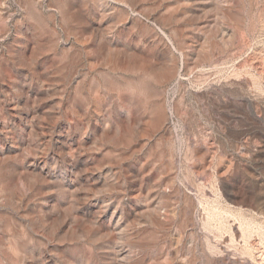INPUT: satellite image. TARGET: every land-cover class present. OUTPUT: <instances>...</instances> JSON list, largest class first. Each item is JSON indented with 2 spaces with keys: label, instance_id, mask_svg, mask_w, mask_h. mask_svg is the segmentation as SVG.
Masks as SVG:
<instances>
[{
  "label": "rangeland",
  "instance_id": "374dc122",
  "mask_svg": "<svg viewBox=\"0 0 264 264\" xmlns=\"http://www.w3.org/2000/svg\"><path fill=\"white\" fill-rule=\"evenodd\" d=\"M69 1L0 0V264H264V0Z\"/></svg>",
  "mask_w": 264,
  "mask_h": 264
},
{
  "label": "bare ground",
  "instance_id": "6f19581e",
  "mask_svg": "<svg viewBox=\"0 0 264 264\" xmlns=\"http://www.w3.org/2000/svg\"><path fill=\"white\" fill-rule=\"evenodd\" d=\"M60 2H62L65 6H66V10H70L71 9V7H72V5H74V4H71V2L72 1H69V0H59ZM49 2H50V0H49ZM48 2V4H50ZM2 3V2H1ZM35 3V2H34ZM39 3V2H38ZM3 4H5L4 3V1H3ZM48 4H46L47 6H48ZM77 4V3H76ZM1 5V4H0ZM6 5V4H5ZM78 5V4H77ZM76 5V6H77ZM42 6V5H41ZM46 7V6H45ZM51 7H52V5H51ZM49 8V7H48ZM53 9V8H52ZM51 9V10H52ZM74 9V8H73ZM80 8H78V10H79ZM54 10H55V8H54ZM2 13V12H1ZM0 13V14H1ZM52 13V12H51ZM57 13V12H56ZM77 13H79V12H77ZM54 14V13H53ZM1 17V16H0ZM48 17H49V15H48ZM5 19V18H4ZM8 18H6V20H7ZM50 20H52V19H50ZM53 21V20H52ZM51 22V21H50ZM26 24V23H25ZM53 24H55V23H53ZM29 25V24H28ZM89 25H91V24H89ZM92 26H94V25H92ZM91 27V26H90ZM7 28V27H6ZM9 28V27H8ZM26 28H27V26H26ZM93 29L96 31V33H98L99 31H100V29L98 28V27H96V28H94L93 27ZM21 30V29H20ZM1 31L2 30H0V38H1V36H3V34H1ZM3 31H4V29H3ZM8 31V30H7ZM16 31V30H15ZM22 32H23V30H22ZM101 32V31H100ZM16 33V32H15ZM19 34V33H18ZM99 34V33H98ZM23 37V36H22ZM26 37V36H25ZM28 38H29V36H28ZM32 38V37H31ZM24 40V39H23ZM14 42V41H13ZM18 42V41H17ZM20 42V41H19ZM33 42V41H32ZM29 42H24L23 44H20L21 46L19 47V49H17L16 51H15V53H13V57H16V59H17V62L21 65V63H23V62H25L24 61V59L26 58V52H27V50H28V47H29V44H28ZM19 45V44H18ZM3 46V45H2ZM5 46V45H4ZM9 46H12L11 45V43H10V45ZM13 46H14V44H13ZM30 46H32V45H30ZM1 47V46H0ZM17 47V46H16ZM36 47V46H35ZM38 47V46H37ZM10 49V48H9ZM31 49V48H30ZM14 50V49H13ZM32 52L31 51H29V52H31V55H32V57H31V59H29V63H27V62H25L26 64H24V65H26L27 66V64H29L31 67H32V69L35 67V66H37L39 63H38V60H36V57H34V54H35V52H36V48H34L33 46H32ZM1 51V50H0ZM12 51V50H11ZM3 55V54H2ZM28 56V55H27ZM4 59V58H3ZM27 59V58H26ZM45 59H47V58H45ZM2 60V59H1ZM6 60V59H5ZM3 61V60H2ZM2 61H1V63H2ZM12 61V60H11ZM16 61V60H15ZM40 62V61H39ZM5 63V62H4ZM3 63V64H4ZM16 63V62H15ZM48 63V62H47ZM53 64V63H52ZM8 65V64H7ZM12 65V64H11ZM15 65V64H14ZM5 66V65H4ZM46 66V65H45ZM6 67H8V66H6ZM19 67V66H18ZM1 68H2V66H1ZM11 68V67H10ZM13 68V67H12ZM35 68H37V67H35ZM41 68H43V70H44V66L42 65V67ZM50 68H51V65H50ZM5 69V68H4ZM52 69V68H51ZM7 70H9V69H7ZM11 70V69H10ZM37 70V69H36ZM4 71H6V70H4ZM4 71H3V68L2 69H0V84H1V86L2 85H4L5 83H6V79H8V78H6V76H5V73H4ZM12 71V70H11ZM45 71V70H44ZM43 71V72H44ZM36 72V71H35ZM40 72V71H39ZM42 72V73H43ZM8 74V73H7ZM11 75V74H10ZM19 75V74H18ZM46 75V74H45ZM14 76V75H13ZM41 76V75H40ZM34 77H36L35 75H34ZM39 78H41V77H39ZM43 78V77H42ZM41 78V79H42ZM17 79V78H16ZM25 79V78H24ZM51 79V78H50ZM10 80V79H9ZM8 80V81H9ZM18 80V79H17ZM38 80V79H37ZM40 80V79H39ZM7 81V82H8ZM41 81H43V80H41ZM40 81V82H41ZM12 82V81H11ZM19 82H20V80H19ZM26 82V81H25ZM13 83H15V82H13ZM12 83H10V85H11ZM17 84V83H16ZM40 84V83H39ZM19 85V84H18ZM44 85V84H43ZM15 87V86H14ZM17 87V86H16ZM22 87V86H21ZM13 88V87H12ZM46 88V87H45ZM6 89V88H5ZM16 89V88H15ZM1 90V89H0ZM14 90V89H13ZM19 90V89H18ZM21 90V89H20ZM37 90V89H36ZM35 90V91H36ZM3 91V90H2ZM11 91V90H10ZM26 91V90H25ZM6 92H8V91H6ZM5 92V93H6ZM20 92V91H19ZM41 92V91H40ZM24 93V92H23ZM36 93V92H35ZM12 94V93H11ZM27 94V93H26ZM2 96V95H1ZM6 96V95H5ZM7 96H8V94H7ZM14 96V95H13ZM17 96H19V95H17ZM34 96H36V95H34ZM27 97V95L25 96V98ZM28 97H30V96H28ZM33 97V96H32ZM20 98V97H19ZM12 99V98H11ZM10 99V100H11ZM3 100V99H2ZM6 100V99H5ZM19 100V99H18ZM30 100V99H29ZM38 101V100H37ZM26 103V102H25ZM11 106V105H10ZM9 107V106H8ZM19 107V103L17 102V101H15L14 100V102L12 103V109H17ZM10 108V107H9ZM21 108V107H20ZM19 109V108H18ZM2 110V109H1ZM0 110V111H1ZM21 110V109H20ZM3 112H4V110H2ZM7 111V110H6ZM17 111V110H16ZM27 111V110H26ZM35 111V110H34ZM11 112V111H10ZM19 113V112H18ZM4 114V113H3ZM14 114H15V112H14ZM32 114V113H31ZM10 115V114H9ZM1 116V115H0ZM5 116V115H4ZM54 116V115H53ZM6 117H8V116H6ZM9 118V117H8ZM1 119V118H0ZM15 119V118H14ZM13 119V120H14ZM26 119V118H25ZM47 119V118H46ZM9 120V119H8ZM8 120H5V118H4V121H3V124H2V127H0V140L1 139H8L7 137V135L8 134H6V135H2V131L5 129V130H7V121ZM12 120V121H13ZM21 120V119H20ZM27 120V119H26ZM36 120V119H35ZM16 121V119L14 120V122ZM28 121V120H27ZM10 122H11V120H10ZM13 122V123H14ZM50 122V121H49ZM17 123V122H16ZM25 123V122H24ZM48 123V122H47ZM15 124V123H14ZM18 124V123H17ZM25 124H27V123H25ZM30 125H29V127H30V129H31V131H36L37 130V126H35L36 125V123L34 124V122H32V123H29ZM19 125V124H18ZM26 126V125H25ZM9 127V126H8ZM43 127V126H42ZM42 127H41V129H42ZM49 127V126H48ZM20 128H21V126H20ZM45 128V127H44ZM40 129V128H39ZM40 129V130H41ZM9 130V129H8ZM39 130V131H40ZM48 130V129H47ZM46 131V130H45ZM4 132V131H3ZM41 132V131H40ZM3 134H5V133H3ZM3 142H1V144H2ZM24 143V142H23ZM10 145H12V144H10ZM17 146V145H16ZM19 146V145H18ZM22 147H23V145H22ZM19 148H20V146H19ZM1 149H2V152H3V154L6 152L5 150H6V146H5V144H3V146H1ZM23 148H21V150H22ZM20 150V151H21ZM6 153H8V152H6ZM22 153V152H21ZM77 154V153H76ZM62 155H64V156H69L70 158H68V161L70 162V164H74L75 165V163L77 162V156L74 154V153H67V154H65V153H62ZM1 160V159H0ZM194 171V170H193ZM27 172V171H26ZM40 174V173H39ZM41 175V174H40ZM26 176V175H25ZM19 177H21V176H19ZM24 177V176H23ZM22 178V177H21ZM27 181V180H26ZM23 182V181H22ZM15 196V195H14ZM17 198V197H16ZM13 198L11 195H9V196H6V201L8 202V203H15V205H17L18 207H22V198ZM4 199V200H5ZM19 209V208H18ZM52 225V224H51ZM16 231V230H15ZM16 232H18V231H16ZM19 234L17 235V240H18V246H19V249L18 250H21V252L20 253H18V256H17V258H18V260L21 262H23L25 259H26V256H24V254H23V247L25 246L24 245V242H23V239H22V233H20V232H18ZM36 254V253H35ZM38 257V256H37ZM36 262V261H35Z\"/></svg>",
  "mask_w": 264,
  "mask_h": 264
}]
</instances>
